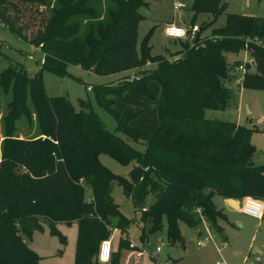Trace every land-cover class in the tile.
<instances>
[{
	"label": "trees",
	"instance_id": "16d2710c",
	"mask_svg": "<svg viewBox=\"0 0 264 264\" xmlns=\"http://www.w3.org/2000/svg\"><path fill=\"white\" fill-rule=\"evenodd\" d=\"M221 1L194 0L192 10L217 15L224 10ZM19 3L46 5L33 35L24 31L27 20L11 16L10 5ZM145 3L0 0V20L19 37L41 45L43 68L57 75H67L70 63L105 75L157 61L136 78L91 89L98 104L115 114L117 131L140 140L143 149L108 130L89 98H81L77 110L64 95L49 96L42 71L34 76L24 67L0 71L1 87L12 92L0 160V264H38L40 256L26 238L49 223L65 241L55 223L73 220L79 222L75 264H123L130 247L123 234L110 260H99L111 227L128 233L137 219L126 217L114 202V181L141 212L142 238L159 232L166 221L171 243L183 241L181 223L190 228L205 223L224 237L220 222L227 216L216 205V195L264 203V163L252 159L256 147L251 135L257 126L206 117L207 109L224 110L233 98L234 89L226 83L231 80L227 54L247 52L254 71L244 69L238 86L264 90V45L256 42L264 39V17L228 13L216 38L200 42L199 31L193 44L183 43L179 59L167 60L152 55V30L138 49ZM23 118L30 124L39 121L38 136H16L17 121ZM102 154L123 165L135 162L129 176L114 173L101 161ZM14 157L18 169L8 166ZM151 196L154 202L148 206Z\"/></svg>",
	"mask_w": 264,
	"mask_h": 264
},
{
	"label": "rangeland",
	"instance_id": "374dc122",
	"mask_svg": "<svg viewBox=\"0 0 264 264\" xmlns=\"http://www.w3.org/2000/svg\"><path fill=\"white\" fill-rule=\"evenodd\" d=\"M146 3L140 8L143 19L139 25L138 33V49L143 38L152 30L151 45L152 55L154 57L162 56L167 60H177L181 57L179 51L173 49L176 45L181 47L183 43L193 41L197 37V32L200 31L199 41L203 42L206 39L216 38V30L223 26L228 13H254L264 17V0H222L221 7L224 9L217 15L213 12L203 11L194 12L192 10L194 0H145ZM182 1L186 3L183 9H177L176 2ZM9 11L12 17L25 19L29 22L24 29L28 35H33L37 32L42 19L46 16V5H30L19 3L17 7L10 5ZM196 15V17H195ZM169 21H174L177 24L184 26L187 29V36L181 40L167 36L165 33L166 24ZM173 23V24H175ZM264 40V39H263ZM170 48L166 49L165 48ZM244 51L237 54H229L227 69L231 80L237 78L242 73L240 70L235 71V65H243V68L253 73L250 67V57L244 55ZM244 60V62H243ZM45 62L44 51L41 45H33L28 40H25L13 31H11L4 22L0 20V71L19 72L20 67H24L31 76L37 75L42 71V77L46 92L49 96H66L77 110L82 108L80 99L89 98L92 109L101 118L106 128L112 132H117L124 139L130 142L138 149H143L144 146L140 140H134L130 136L117 131L116 117L111 108L100 106L96 100L93 91L88 90L94 85L100 83L118 84L126 80H131L141 74L140 71L146 68H152L157 65V61H148L143 67L139 68L135 74L123 75V72L113 74H98L92 67L82 68L80 65L70 63L68 65V74L60 76L54 72L43 68ZM245 62L249 64L245 65ZM228 86L232 85V81L226 82ZM233 98L229 105L224 110L207 109L206 117L211 119H221L237 122L238 124L247 125L249 127L257 126L253 131L251 143L256 146V151L253 154L255 164L264 163V90L252 89L246 87L233 86ZM233 99V101H232ZM12 101V92H6L0 85V160H3V141L5 139V117L10 111V102ZM232 101V103H231ZM91 108V107H90ZM238 109V110H237ZM35 117V116H34ZM19 128L16 136L24 138H33L39 135V121L34 119L32 123H28L25 118L17 121ZM127 130V128L125 127ZM129 133H133L128 130ZM14 157L9 161L8 166L18 169ZM101 161L114 173L129 176L132 165H123L107 154L101 155ZM13 162L15 163L13 165ZM5 178L9 179V174ZM112 197L114 202L119 206L121 212L129 219H135L136 222L131 224L128 233H122L115 227H111V236L107 240H112L114 247L118 246L119 236L132 237L136 240L140 238L141 244H145V239L142 238V228L144 223L141 220V212H137L132 200L124 194L122 186L114 181L112 184ZM13 197V196H12ZM87 199L92 196L90 192L86 194ZM218 204L220 205L223 198L219 196ZM154 197L148 198V201H153ZM220 201V202H219ZM35 205L34 202H32ZM227 220L221 221L220 225L224 229V235L209 230L204 224L190 228L185 223L180 224L183 241L171 243L168 239V225L165 221L162 229L159 232H147L150 237V242L146 243L145 250L147 254L143 257V264H169L168 260H172L171 264H216L217 260H224L226 264H241L243 256L251 247H258L260 261L255 264H264V219L259 221L249 215L243 214L242 211L233 209L231 211L227 206ZM12 214V213H11ZM37 217L40 220L48 218L39 214ZM114 222L116 218H113ZM57 229L65 237L62 241L59 234L52 232L49 223H43L44 228L35 230L31 238H26L27 244L32 247L40 256L38 264H75L76 244L78 237L79 222L73 220L71 224L66 222H56ZM242 225V227L239 226ZM211 236L212 240L204 247L198 245V241ZM227 242L226 247L223 246ZM251 242V245H248ZM222 247L221 253L218 252L217 246ZM157 246L162 247V251L156 255L158 261L151 257L154 255ZM248 246V250H246ZM241 250V254L233 255L229 252V248ZM250 247V248H249ZM251 257H253L251 255ZM168 261V262H167Z\"/></svg>",
	"mask_w": 264,
	"mask_h": 264
},
{
	"label": "crops",
	"instance_id": "0c3cea01",
	"mask_svg": "<svg viewBox=\"0 0 264 264\" xmlns=\"http://www.w3.org/2000/svg\"><path fill=\"white\" fill-rule=\"evenodd\" d=\"M246 15H251V16H261V15H257V14H254V13H246ZM171 23H175L174 21H169V22H167V24L166 25H168V24H171ZM176 24V23H175ZM165 25V26H166ZM177 25H179V24H177ZM181 26V25H180ZM174 39H178V40H181L180 38H174ZM166 49H170V48H165V50ZM182 48L181 47H179V46H177L176 45V48L175 49H173L175 52H177V51H180ZM244 55H248V53L247 52H245L244 51ZM229 60V54H227V61ZM250 61V68L252 69V70H254L253 69V61L251 60V59H249ZM243 62H244V60H243ZM240 65V64H239ZM239 65H235V68L234 69H236L235 71H237L238 69H237V67L239 66ZM137 71H139V68H133V69H130V70H127V71H125V72H123V75H127V74H135ZM241 71V70H240ZM241 72H244V71H241ZM238 72H237V78H235L234 80H230V81H232V85L230 86V87H233L234 85H239L240 84V79H241V75H242V73H240L241 75H239L238 76ZM241 87V86H240ZM89 90V89H88ZM90 91H92V90H90ZM238 110V109H237ZM237 123V122H236ZM238 124V123H237ZM251 138H252V135H251ZM256 147V146H255ZM257 148V147H256ZM101 158V157H100ZM253 159V158H252ZM254 162V161H253ZM219 196L220 195H216V196H214V201H215V203H216V205L219 207V208H221V209H223V211H224V213L226 214V216H227V218H228V215H227V209L224 207V206H221V205H225V206H227L231 211H233V209H235V210H238V211H240L241 210V206H242V204L244 203V201H245V199L246 198H248V197H244V198H242V199H231V198H224L223 196H221V198H223V201H219L221 204L219 205L218 204V200H220V199H218L219 198ZM251 198V197H250ZM258 200V199H257ZM259 201H261V200H259ZM154 202V200L153 201H148V199H147V205L149 206V205H151L152 203ZM262 202V201H261ZM243 213V212H242ZM244 214V213H243ZM254 218V217H253ZM255 219H257V218H255ZM264 219V213H263V215H262V217L261 218H259V221H262ZM202 224H204V223H202ZM202 224H200V225H202ZM206 225V224H205ZM207 226V225H206ZM239 226L240 227H242V225L241 224H239ZM208 227V226H207ZM208 229H209V227H208ZM210 230V229H209ZM120 237V236H119ZM224 237H225V235H224ZM128 239H129V243H130V247L127 249V250H125V252H124V257H123V264H143V257L147 254V251L145 250V244L146 243H149L150 242V237L149 236H147L146 238H145V244H141V240H140V238H138V240H136V239H134V238H132V237H128ZM112 243H113V241H112ZM132 244H133V246H132ZM248 245H251V242L248 244ZM113 246H114V243H113ZM204 246H206V245H204ZM204 246H202V247H204ZM217 246V245H216ZM223 246L224 247H226V246H228L227 245V242L225 241L224 242V244H223ZM157 247H159V246H157ZM157 247H156V249H155V252H154V255H152L151 254V257L154 259V260H156V262L158 261V259H157V257H156V255H158L159 254V252H161L162 251V247H161V250L160 251H157ZM222 247H219V246H217V250H218V252L219 253H221V251H222V249H221ZM250 248V247H249ZM246 250H248V246H247V248H246ZM229 252L231 253V254H233V255H239V254H241V250L239 249V250H237V249H233V247H230L229 248ZM258 254H260L259 253V248L258 247H251L248 251H247V254H245L244 256H243V259H244V257H246V256H248V257H251V255L252 256H255V255H258ZM168 261H172V260H168ZM167 261V262H168ZM217 261H220V260H217ZM217 261H216V263H217ZM243 261V260H242ZM169 264H171L170 262H169ZM242 264V263H241Z\"/></svg>",
	"mask_w": 264,
	"mask_h": 264
},
{
	"label": "built area",
	"instance_id": "2783aa9c",
	"mask_svg": "<svg viewBox=\"0 0 264 264\" xmlns=\"http://www.w3.org/2000/svg\"><path fill=\"white\" fill-rule=\"evenodd\" d=\"M177 9H183L186 7V3L182 1L176 2ZM165 33L167 36L172 38H180L183 39L187 36V29L184 26L176 25V24H168L166 25ZM257 43H262L264 45V40L262 42L256 40ZM238 70L244 71L243 65H239L237 67ZM89 90L92 88L89 87ZM241 211L254 218H261L264 213V203L253 198H246L244 203L241 206ZM212 240L211 236H208L204 240L198 241L199 246L207 245ZM133 246V244H132ZM161 247H157V251H160ZM113 252V243L112 240H104L101 243L100 251H99V260L103 263L108 262L111 258ZM260 261V257L258 255H255L253 257H244L242 264H255ZM171 263V261H169ZM216 264H226L224 260L217 261Z\"/></svg>",
	"mask_w": 264,
	"mask_h": 264
}]
</instances>
